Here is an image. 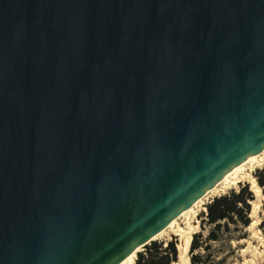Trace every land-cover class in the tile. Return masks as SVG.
<instances>
[{
  "label": "water",
  "instance_id": "obj_1",
  "mask_svg": "<svg viewBox=\"0 0 264 264\" xmlns=\"http://www.w3.org/2000/svg\"><path fill=\"white\" fill-rule=\"evenodd\" d=\"M264 149V0H0V264H119Z\"/></svg>",
  "mask_w": 264,
  "mask_h": 264
},
{
  "label": "rangeland",
  "instance_id": "obj_2",
  "mask_svg": "<svg viewBox=\"0 0 264 264\" xmlns=\"http://www.w3.org/2000/svg\"><path fill=\"white\" fill-rule=\"evenodd\" d=\"M263 157L264 150L254 159L246 162L236 178L219 183L204 197H201L196 205L177 218L173 222L174 226L169 225L154 239L165 243L172 240L178 245L181 234H176L174 229L190 227L191 241L188 256L180 259L179 255L178 262L174 264H190L192 255L196 256V264H264V227L261 224L264 219ZM252 180H255L259 187L257 192L254 191ZM242 188L251 193V198L247 201L250 206V224L242 228L239 223L234 221L238 219L236 215H233V221L231 219L221 221L220 225L210 223L207 206L214 198L229 194L231 191L237 192ZM236 206L237 209L243 208L241 203ZM192 244L197 246L193 252H191ZM144 248L145 246L142 250Z\"/></svg>",
  "mask_w": 264,
  "mask_h": 264
},
{
  "label": "trees",
  "instance_id": "obj_3",
  "mask_svg": "<svg viewBox=\"0 0 264 264\" xmlns=\"http://www.w3.org/2000/svg\"><path fill=\"white\" fill-rule=\"evenodd\" d=\"M247 189H240L237 192L231 191L229 194L214 198L207 206L208 218L210 223H219L231 219L233 215L238 217L236 221L242 228L247 227L251 220L249 217L250 206L247 201L251 198V193ZM238 203L243 205V208L237 209ZM264 227V219L261 222ZM264 229V228H263ZM214 237V236H212ZM196 245L192 244L191 252L194 251ZM179 260V249L175 241H157L153 240L150 244L145 245L144 250L136 253L135 264H174ZM190 264H196V256L192 255Z\"/></svg>",
  "mask_w": 264,
  "mask_h": 264
},
{
  "label": "bare ground",
  "instance_id": "obj_4",
  "mask_svg": "<svg viewBox=\"0 0 264 264\" xmlns=\"http://www.w3.org/2000/svg\"><path fill=\"white\" fill-rule=\"evenodd\" d=\"M264 150V149H263ZM262 150V151H263ZM261 152V151H260ZM258 152L257 154L250 156L249 158H247L245 161H243L241 164H239L238 166H236L234 169H232L231 171H229L215 186H213L210 190H208L205 194H207L208 192H210L213 188H215L219 183L222 182H227L229 181L231 178H236V175L243 170L244 166L246 165V162H249L250 160L254 159L256 156H258V154L260 153ZM264 158V157H263ZM253 187H254V191L257 192L259 190V187H257L255 180L251 181ZM204 194V195H205ZM204 195L202 197H204ZM201 199V197L195 201L191 206H189L186 210H184L183 212H181L175 219H173L169 224H167L166 227H164L161 231H159L156 235H154L146 244L139 246L137 249H135L131 254H129L125 259H123V261H121L119 264H134V258H135V254L138 251H141L143 249V247L145 245H147L149 242H151L152 240H154L163 230H165L169 225L174 226L173 222L179 218L184 212L190 210L194 205H196L197 202H199ZM174 231H176V234H181L180 238H179V244H178V249H179V255H180V259H184L187 258L188 256V249H189V244L191 241V229L190 227L186 228V229H181V228H176L174 229Z\"/></svg>",
  "mask_w": 264,
  "mask_h": 264
}]
</instances>
